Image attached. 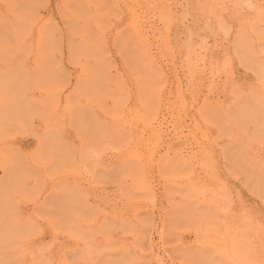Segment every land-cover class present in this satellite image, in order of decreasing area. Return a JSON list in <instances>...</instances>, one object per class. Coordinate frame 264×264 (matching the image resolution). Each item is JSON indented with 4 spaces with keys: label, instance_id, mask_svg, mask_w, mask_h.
Instances as JSON below:
<instances>
[{
    "label": "rangeland",
    "instance_id": "1",
    "mask_svg": "<svg viewBox=\"0 0 264 264\" xmlns=\"http://www.w3.org/2000/svg\"><path fill=\"white\" fill-rule=\"evenodd\" d=\"M0 264H264V0H0Z\"/></svg>",
    "mask_w": 264,
    "mask_h": 264
}]
</instances>
